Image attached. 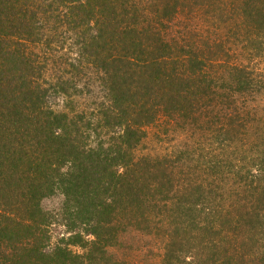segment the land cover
<instances>
[{
  "label": "trees",
  "instance_id": "obj_1",
  "mask_svg": "<svg viewBox=\"0 0 264 264\" xmlns=\"http://www.w3.org/2000/svg\"><path fill=\"white\" fill-rule=\"evenodd\" d=\"M148 2L0 0V264H123L112 248L130 229L167 232L163 264H264V180L225 201L221 215L218 186L144 153L150 127L193 126L194 112L209 128L230 118L226 131L235 132L237 97L256 91V74L243 54L228 53L229 39L206 37L192 23L212 0ZM225 2L214 10L213 35L239 27L248 36L242 52L258 55L264 0ZM182 13L191 27L173 36ZM216 75L230 83L225 95ZM222 165L213 167L219 177L228 174ZM58 193L59 217L42 206ZM215 216L224 226L234 220L235 234H248L245 246L221 241ZM61 220L68 235L51 243L50 226Z\"/></svg>",
  "mask_w": 264,
  "mask_h": 264
},
{
  "label": "rangeland",
  "instance_id": "obj_2",
  "mask_svg": "<svg viewBox=\"0 0 264 264\" xmlns=\"http://www.w3.org/2000/svg\"><path fill=\"white\" fill-rule=\"evenodd\" d=\"M139 1L141 4L145 2V7L150 8L148 0ZM225 1L226 0H212V3H210V1L207 4V6L209 4L210 6L203 8V10L196 11L191 16L194 17L192 23L196 25L200 33L207 35L206 37L213 39L214 36V39H221L222 37H224V40L229 39L227 46L231 45L233 50L228 51V53L232 51L239 52V61H241L243 54L246 58V60L243 61L250 63V67L253 68L256 74V91L252 92V90H250L237 97V108L235 111H238V109H241V111H239L240 114H237L240 117L237 116L235 132L227 133L226 131L229 125L230 127L232 126V119L230 118L223 117L220 124H214L212 128H209L203 126V121L208 120V117H201L202 120H199V115L194 112L189 118L193 126L190 124L187 125L186 122L184 123L180 120L169 126L164 124V128L162 127L161 130L158 131V134L156 133V129L150 127L148 131L152 139L150 141L147 140L144 148V153L169 158L171 162H176L175 166L180 167V170L183 169L185 172H189L192 177L218 186V194L223 197L222 201H220L219 208H217V212L221 213V215H227L220 210L222 209L220 206L228 205V203H224L225 201H237L241 198L239 197L240 194L250 191L254 186L258 187L256 186L258 184L256 179L264 180V173L260 170L261 165H259V163L256 165V159H261L264 154V139H262V137H264V44L259 48L258 55L254 57L250 56L249 58L247 56L248 50L244 53L242 52V47H245L243 40H247L248 38L245 30L241 32L240 29H238L239 27L237 29L219 28L216 34L213 35L212 27L216 22L214 13L218 12L214 10L217 5L224 4L223 7H228L229 4ZM188 20L189 19L185 15L183 16V13L180 14L176 20L171 22V24L176 25V28L173 27L174 30L170 33L173 36H178L183 33L185 29L187 30L188 27H191V22H188ZM176 31H178V33ZM198 31L197 36L195 34L193 36L196 40L200 35ZM260 34H262V32ZM206 42L208 41L206 40ZM52 75L57 77L58 69L52 71ZM216 78L217 87L220 88H218L219 92L225 95L226 88L230 87V83L217 75ZM82 79L84 80L86 78L82 77ZM218 100L223 101L222 97L218 98ZM84 101L85 100L82 101V106L86 105ZM65 102L66 100H64L63 97L54 99L57 110L64 109ZM242 108L245 109L242 110ZM222 128L225 133L222 132ZM218 130H220L223 135L218 134ZM177 156H181V159L178 161H176ZM216 163H223V170L225 169V171L228 172V174H225V177H219V175L214 172L215 169L213 167ZM235 163L241 167L239 172H237V170L233 171L232 166ZM228 165L231 167L229 168ZM216 167L221 166L217 165ZM246 173L248 177L243 179V175ZM227 175L229 176L227 177ZM262 182L264 183V181ZM64 199V195L58 193L54 196L45 198L42 202V206L46 211L59 217L63 208ZM213 201L214 204H216L218 200L216 199ZM247 204L248 209L251 211V209L254 208L252 202L248 200ZM240 205H242V201ZM262 215H264V212H262ZM230 219L233 220V218ZM212 220H214L215 229H220V231H222L219 235L221 241L224 242L225 240V242H227L233 240L236 241L238 245L245 246L242 245V241L244 240L246 242L248 234L244 236L235 234L236 231H234V229L237 228V226H234V220L228 226L221 225V219L216 216L215 219ZM49 231L52 235L51 243H56L60 237L68 235L67 227L63 224L62 220L61 222L52 224ZM251 237L252 234L249 233V242H251ZM253 237V240L257 239L255 235ZM168 240L167 232L163 230L156 234H147L136 229H130L123 237L122 244L112 248V251L115 257L122 261L123 264H163ZM193 246L194 245H186V248L190 249L193 248ZM227 246L228 245H220V251L224 252ZM249 246L250 249L254 247V245ZM258 250L260 251L258 246H256V248L251 251L252 253L259 254ZM209 252L210 251L204 244L201 252V259H208ZM220 261L221 260L212 257L205 262H208L207 264H220ZM250 264L253 263L251 262Z\"/></svg>",
  "mask_w": 264,
  "mask_h": 264
}]
</instances>
